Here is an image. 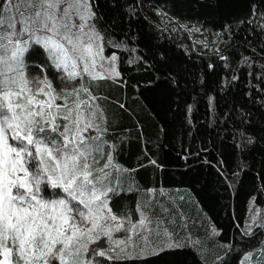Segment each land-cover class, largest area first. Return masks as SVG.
Listing matches in <instances>:
<instances>
[{
    "label": "trees",
    "instance_id": "16d2710c",
    "mask_svg": "<svg viewBox=\"0 0 264 264\" xmlns=\"http://www.w3.org/2000/svg\"><path fill=\"white\" fill-rule=\"evenodd\" d=\"M90 1L106 53L118 57V76L87 82L103 112L102 154L113 157L109 206L131 221L150 215L181 245L99 259L256 264L264 247V0Z\"/></svg>",
    "mask_w": 264,
    "mask_h": 264
},
{
    "label": "snow or ice",
    "instance_id": "6c2138e0",
    "mask_svg": "<svg viewBox=\"0 0 264 264\" xmlns=\"http://www.w3.org/2000/svg\"><path fill=\"white\" fill-rule=\"evenodd\" d=\"M93 16L89 0H0V264L113 259L106 250L90 251L101 237L113 251L110 230L124 228L123 222L114 228L108 224L117 220L109 207L115 189L107 169L114 167L113 157L107 154L102 165L96 158L105 159L101 137L106 129L97 123L103 119L92 103L97 98L83 82L86 75L102 78L95 71L103 46L90 23ZM35 46L45 54V67L60 73L61 84L81 82L57 91L46 74L30 79L24 56L35 53ZM111 72L118 75L114 68ZM93 130L97 135L90 134ZM252 219L257 222L255 215ZM259 226L264 228V221ZM135 229L131 224L129 230ZM175 247L181 245L168 243L159 251ZM256 264H264V247Z\"/></svg>",
    "mask_w": 264,
    "mask_h": 264
},
{
    "label": "rangeland",
    "instance_id": "374dc122",
    "mask_svg": "<svg viewBox=\"0 0 264 264\" xmlns=\"http://www.w3.org/2000/svg\"><path fill=\"white\" fill-rule=\"evenodd\" d=\"M89 2L91 5L90 0ZM92 12L94 13L93 9H92ZM149 13L159 24H162L161 15H159L158 12L149 10ZM90 23L94 25L95 30L99 33L100 37L102 38L97 43L102 44L103 46V51L100 53V56L97 57V65H96L95 71L100 72L101 77L118 76L119 68H118L117 54L113 53L112 55H108L106 53V48H107L108 43L105 39V35L103 31L99 28L97 23L94 21V16L92 20L90 21ZM187 29L189 30V28ZM191 39L194 41L195 44L199 42V40H201L200 37L193 36V35ZM35 47H36V52L33 54L32 59L29 58L30 55L28 53H26L24 56L25 63L27 65L29 63L32 64L31 67L27 68V72H28L30 79L33 77H39L43 79V76L46 74L48 76V79L52 81L53 87H55L57 91H59L61 87L67 86L71 88L72 86L78 85L81 82L80 79L77 78V80L75 81H70V82L66 81L64 84H61L60 81L56 78L58 75H60V73H56L55 70L50 67L49 69L51 70V72H48L44 68L45 65L47 64V61H44V54L41 52L43 50L41 48H40L41 51L37 49L39 46H35ZM100 57H103V59H101ZM112 57H115V60H112ZM101 65H103V71L101 70ZM38 67L43 69L42 73L39 72V70L41 69ZM113 68L115 69V73H118V75H115L114 73L111 72V69ZM89 80H91V78L86 75L83 80L86 86L88 85L87 82ZM81 98L87 99V96L82 95ZM59 102L60 101H57V103ZM97 123H98V120H97ZM90 134L93 136L97 135V133L94 130ZM103 156L105 157V159H101V158L98 159L100 160L101 165L105 163L107 154H104ZM107 171L109 173L112 172V168L110 167L109 169H107ZM255 207L256 206L254 205V198H252L249 204L250 211H252ZM112 214H114L117 217V220L116 221L109 220L108 221L109 225H111L114 228L115 225L118 223L123 222L124 224V228H122L119 231L110 230L111 237L113 240V244L111 245V248L113 249V251H108L109 245L107 242V237H101V239L98 242L90 245V251L93 248L103 249V250H106V256H112L113 258H116L117 255H119L120 258L129 257V256L130 257H136V256L144 257L152 253L153 250H157L158 252L160 248H164L168 243L177 244L176 240L173 238V236L170 235L168 231L161 232L157 229V227L156 228L154 227L153 221L151 220L152 218L148 214L141 213L137 221H131L129 219L118 216L113 212ZM200 218H201V215H199L196 218V221H200ZM141 220H144L143 225L140 224ZM131 224L136 225L135 233L129 230ZM215 233L216 234L219 233V230L216 228L213 229V234ZM129 237H131V241L125 245H118L115 243V241H119V240H128ZM145 238H147V240ZM121 248H124L125 250L121 252ZM142 250H143V254H141Z\"/></svg>",
    "mask_w": 264,
    "mask_h": 264
}]
</instances>
